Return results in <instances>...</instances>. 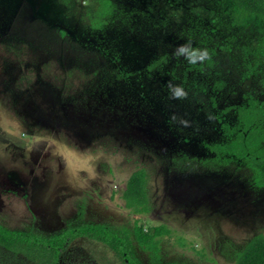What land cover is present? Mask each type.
Returning a JSON list of instances; mask_svg holds the SVG:
<instances>
[{
	"label": "rangeland",
	"instance_id": "obj_1",
	"mask_svg": "<svg viewBox=\"0 0 264 264\" xmlns=\"http://www.w3.org/2000/svg\"><path fill=\"white\" fill-rule=\"evenodd\" d=\"M115 1L138 14L135 26L94 29L98 0H0V224L50 234L140 219L169 228L163 264H234L264 234V187L245 161H215L208 145L226 139L221 111L249 93L264 99V85L227 87L214 105L213 93L184 83L182 66L175 71L187 18L211 17L212 0ZM260 31L252 22L244 37ZM166 54L164 67L148 70ZM224 119L234 125L235 112ZM141 168L151 209L136 214L123 193ZM0 264L33 263L0 248ZM59 264L121 262L80 238Z\"/></svg>",
	"mask_w": 264,
	"mask_h": 264
},
{
	"label": "trees",
	"instance_id": "obj_2",
	"mask_svg": "<svg viewBox=\"0 0 264 264\" xmlns=\"http://www.w3.org/2000/svg\"><path fill=\"white\" fill-rule=\"evenodd\" d=\"M98 8L89 13L92 27L106 29L118 20L133 27L135 11L123 10L115 0H98ZM211 17L199 11L187 18V27L180 32L183 47L197 54L207 51V56L192 63L185 53L179 57L175 71L182 66L184 83L200 88L211 96L214 105L221 90L230 85L224 66L227 63L234 78L261 79L264 85V0H212ZM260 24L259 35L242 40V32L251 23ZM182 40V39H181ZM169 62V55L152 61L149 70L161 69ZM180 65V66H179ZM230 71V72H231ZM240 75V76H239ZM122 77L129 76L125 71ZM230 77V76H229ZM202 80V82H200ZM212 88V91H210ZM242 103L222 111H234L236 123L223 124L226 139L209 145L217 161H245L255 173V185L264 187V100L249 93ZM125 206L136 214L151 209L149 174L145 168L134 171L123 193ZM166 225L147 226L137 219L134 227H117L108 223L83 222L50 234L33 229H10L0 224V248L21 255L33 264H59L66 247L73 241L86 238L103 244L111 250L121 264H145L139 256L137 245L149 252L151 264H163L161 239L169 234ZM234 264H264V234L254 235L235 254Z\"/></svg>",
	"mask_w": 264,
	"mask_h": 264
},
{
	"label": "flooded vegetation",
	"instance_id": "obj_3",
	"mask_svg": "<svg viewBox=\"0 0 264 264\" xmlns=\"http://www.w3.org/2000/svg\"><path fill=\"white\" fill-rule=\"evenodd\" d=\"M136 15H138V14H136ZM137 21L138 20H136L135 22L137 23ZM249 27H247L243 32H242V40H245L246 38H247V36H245L244 37V33H245V31L248 29ZM226 65V67L224 68L225 69V72H227V77H228V80L230 81L229 83H230V85H234L235 87H237L238 85H240V84H243L245 81H247V80H249L250 78H248V79H246V80H244V81H241L240 80V78L239 77H235L234 78V75H233V73H232V71L230 70V67H229V65L227 66V63L225 64ZM149 70V69H148ZM231 71V72H230ZM230 76V77H229ZM240 76V75H239ZM255 79V78H254ZM259 79V78H258ZM228 87V85L225 87V88H223V90H221V92H224V90L226 89ZM229 88V87H228ZM210 91H212V88H210ZM222 93H220L219 95H217V96H215L216 98H217V101L219 100V97H220V95H221ZM246 96V95H245ZM259 98V97H258ZM246 99V98H245ZM261 99V98H260ZM262 100H264V99H262ZM234 105V104H233ZM231 106V105H230ZM229 107V106H228ZM227 108V107H226ZM223 111V110H222ZM222 111H221V115H220V121L222 122V127H223V124L226 122L225 121V119H224V116H225V114H222ZM230 112H232V111H230ZM230 112H228V113H230ZM234 112V111H233ZM227 114V113H226ZM223 131H224V129H223ZM210 145V144H209ZM208 145V146H209ZM210 151H212L211 149H210ZM214 156H215V154H214ZM214 160L215 161H217L215 158H214ZM219 162V161H218Z\"/></svg>",
	"mask_w": 264,
	"mask_h": 264
},
{
	"label": "clouds",
	"instance_id": "obj_4",
	"mask_svg": "<svg viewBox=\"0 0 264 264\" xmlns=\"http://www.w3.org/2000/svg\"><path fill=\"white\" fill-rule=\"evenodd\" d=\"M188 54V58L190 59V61L192 63H195L197 59L203 60L208 54L207 51H204L202 53H195V52H189V49L187 47H181L178 49L177 54ZM177 92H179V90H177ZM180 93V92H179Z\"/></svg>",
	"mask_w": 264,
	"mask_h": 264
},
{
	"label": "snow or ice",
	"instance_id": "obj_5",
	"mask_svg": "<svg viewBox=\"0 0 264 264\" xmlns=\"http://www.w3.org/2000/svg\"><path fill=\"white\" fill-rule=\"evenodd\" d=\"M177 95H181V93L177 92Z\"/></svg>",
	"mask_w": 264,
	"mask_h": 264
}]
</instances>
